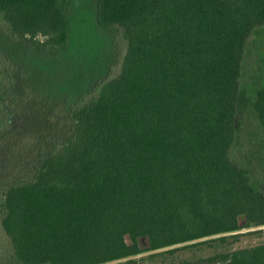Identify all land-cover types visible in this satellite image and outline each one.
I'll return each instance as SVG.
<instances>
[{
	"label": "trees",
	"instance_id": "1",
	"mask_svg": "<svg viewBox=\"0 0 264 264\" xmlns=\"http://www.w3.org/2000/svg\"><path fill=\"white\" fill-rule=\"evenodd\" d=\"M68 2L0 0L1 31L64 49ZM96 22L121 31L119 73L70 106V135L30 181L0 189L12 264H137L145 252L264 227V190L233 158L249 110L264 136V82L251 96L240 84L264 0H98ZM5 78L0 58V131ZM218 259L264 264V244Z\"/></svg>",
	"mask_w": 264,
	"mask_h": 264
},
{
	"label": "rangeland",
	"instance_id": "2",
	"mask_svg": "<svg viewBox=\"0 0 264 264\" xmlns=\"http://www.w3.org/2000/svg\"><path fill=\"white\" fill-rule=\"evenodd\" d=\"M97 2L69 0L70 41L64 49H38L0 28V58L6 66L0 189L30 181L42 161L57 152L70 135L65 118L70 106L91 94L99 83L118 75L125 42L119 28L105 29L97 24ZM263 82L264 28L254 31L246 42L240 77L241 88L250 96ZM240 126L233 158L250 169L256 187L264 190V136L251 110ZM261 244L264 227L253 226L145 252L134 259L137 264H221L218 255ZM10 255L9 242L0 232L3 264H12Z\"/></svg>",
	"mask_w": 264,
	"mask_h": 264
}]
</instances>
